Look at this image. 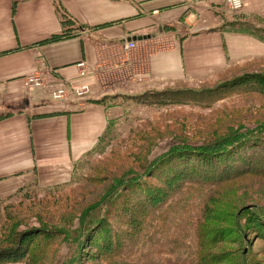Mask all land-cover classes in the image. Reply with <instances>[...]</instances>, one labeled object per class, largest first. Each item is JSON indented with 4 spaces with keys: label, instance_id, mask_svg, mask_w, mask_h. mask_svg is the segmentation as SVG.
Returning a JSON list of instances; mask_svg holds the SVG:
<instances>
[{
    "label": "crops",
    "instance_id": "crops-1",
    "mask_svg": "<svg viewBox=\"0 0 264 264\" xmlns=\"http://www.w3.org/2000/svg\"><path fill=\"white\" fill-rule=\"evenodd\" d=\"M242 2L232 12L226 0H0V202L27 186L68 182L101 137L128 119L116 96L187 90L193 78L229 76L264 60V0ZM62 13L73 24L64 26ZM143 60L141 80L119 82ZM79 62L89 68L83 78ZM34 70L48 72V87L24 85ZM57 80L87 83L90 92L55 100ZM170 81L175 87L166 88Z\"/></svg>",
    "mask_w": 264,
    "mask_h": 264
},
{
    "label": "rangeland",
    "instance_id": "rangeland-1",
    "mask_svg": "<svg viewBox=\"0 0 264 264\" xmlns=\"http://www.w3.org/2000/svg\"><path fill=\"white\" fill-rule=\"evenodd\" d=\"M122 57L123 60L125 55ZM134 63L138 68L136 74L122 71L119 82L128 81L132 74L135 80H141L138 76L144 71V60L139 61V64ZM110 66L117 69L118 64L112 63ZM248 69L259 70L252 73H264V60L234 67L232 73ZM230 75L214 76L208 80L193 78L188 80L190 85L186 87L189 88L184 89H208L239 76ZM66 83L68 84L67 81ZM163 85L166 88L175 87L172 81ZM153 93L157 92H148L143 97H122L116 100V105L130 112L128 119L104 134L102 144L73 168L68 182L47 188H41L37 184L27 186L16 199L0 202V248L12 242V239L5 241L7 230L5 233L1 232L5 230L4 223L8 226L15 219L20 221L17 225L20 232L28 228L43 227L47 225L46 222L59 225L70 223V230H78L74 218L99 199L100 193L108 188L113 178L130 169H139L142 159L160 155L178 139L200 144L201 141L230 129H253L261 124L264 127V95L255 91L231 88L217 99L205 97L207 102H189L185 94L158 96ZM181 99L182 102H177ZM158 100L166 101V104H148ZM138 107H145V110H139ZM261 134L264 137V130ZM213 191L214 201L207 213L211 220L209 224H205V231L208 238H213L218 243L216 247L207 250L210 257L208 262L216 260L213 264H264V232L251 222V213H241V209L249 208L264 216V178L255 175L237 177L218 185L211 192ZM199 196L200 193L197 195L196 192L182 196L176 201L175 210L147 217L141 232L122 246L123 249L129 244L132 246V253L127 258L124 256L126 264H178V256L182 262L185 253L191 250L196 241L195 225L200 213H203L200 210L202 197L198 198ZM180 200L182 201L178 206ZM4 213L7 214L5 219ZM12 216L13 219L10 220ZM31 236L33 241L36 240L34 246L50 247L43 264H68L73 256L75 261L69 264H100L96 249L89 246L79 250L77 239L71 233L68 234L69 242L64 241L61 235L49 240H45L42 234ZM176 239L183 245L172 242ZM168 245H173V248L168 249ZM212 256L216 258L213 260ZM13 263L26 264L23 261Z\"/></svg>",
    "mask_w": 264,
    "mask_h": 264
},
{
    "label": "trees",
    "instance_id": "trees-1",
    "mask_svg": "<svg viewBox=\"0 0 264 264\" xmlns=\"http://www.w3.org/2000/svg\"><path fill=\"white\" fill-rule=\"evenodd\" d=\"M62 15L61 22L64 26L73 24V20L65 13ZM65 36L67 33L64 31L62 35L53 36L51 39ZM231 88L255 91L264 95V73H244L212 88L198 91H163L153 94L158 96L185 94L189 102H207L205 97L217 99L224 91ZM143 96L145 94L138 97ZM116 97L119 99L118 97L124 96ZM182 101L183 99L177 102ZM148 104L160 106L166 104V101L158 100ZM263 130L262 124L256 125L253 129H230L209 140L201 141L200 144H191L178 139L160 155L142 159L139 169H130L113 178L108 188L100 193L99 199L85 207L74 218L78 230H70L68 226L70 223L59 225L46 222L47 225L43 227L28 228L20 232L17 229L20 221L15 219L8 226L5 222V230L1 232L5 233L7 230L5 241L12 239V242L0 248V264L20 261L26 264H43L45 254L50 247L49 245L44 248L34 246L36 240L33 241L31 235L42 234L45 240L61 235L64 241L69 242L70 233L77 239L79 250L89 246L96 249L100 264H126L124 256L127 258L128 254L132 253V246L129 244L124 249L122 246L124 243L127 245L136 233L141 232L145 219L154 213L175 210L176 201L193 192L197 195L200 193L198 197H202L200 210H203L195 225L196 241L191 250L185 253L182 262L179 256L175 260L178 264H213L216 257L212 256L214 261L209 263L207 250L216 247L218 242L208 238L205 231V224H209L211 220L207 216L209 206L214 201L212 199L214 191H211L218 185L235 180L237 177L255 175L264 178V137L261 136ZM101 139L95 149L102 144ZM181 201H178V206ZM248 210L249 208H243L241 213H251L253 216L251 222L264 232V216ZM6 216L7 214L4 213V219ZM12 219L13 216L10 220ZM17 231L20 233L18 234ZM1 242L0 239V244ZM172 242L183 245L177 239ZM167 248L172 249L173 245H168ZM73 261H75L74 256L69 263Z\"/></svg>",
    "mask_w": 264,
    "mask_h": 264
},
{
    "label": "built area",
    "instance_id": "built-area-1",
    "mask_svg": "<svg viewBox=\"0 0 264 264\" xmlns=\"http://www.w3.org/2000/svg\"><path fill=\"white\" fill-rule=\"evenodd\" d=\"M228 9L232 12H239L243 7L242 0H226ZM165 43L163 48L171 46L170 42H165L162 40V43ZM135 42H126L125 48L126 49H133L135 47ZM79 78H83L89 74V68L84 62H79ZM50 75L48 72L41 71V70H34L33 72L27 74L24 78V85L28 88H37V89H44L50 85ZM59 86H57L54 90L51 91V96L55 100L64 101L69 98L75 100H81L85 98L89 92L90 88L87 83H80L77 86H73L72 90H69L66 87L67 83L66 80H57Z\"/></svg>",
    "mask_w": 264,
    "mask_h": 264
},
{
    "label": "water",
    "instance_id": "water-1",
    "mask_svg": "<svg viewBox=\"0 0 264 264\" xmlns=\"http://www.w3.org/2000/svg\"><path fill=\"white\" fill-rule=\"evenodd\" d=\"M27 106V101L25 100L24 104L22 105V108Z\"/></svg>",
    "mask_w": 264,
    "mask_h": 264
}]
</instances>
